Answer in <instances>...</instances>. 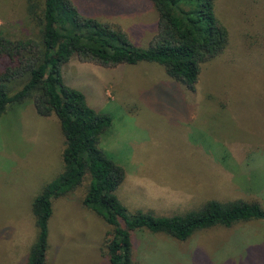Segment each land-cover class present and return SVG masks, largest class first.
<instances>
[{"label": "rangeland", "instance_id": "1", "mask_svg": "<svg viewBox=\"0 0 264 264\" xmlns=\"http://www.w3.org/2000/svg\"><path fill=\"white\" fill-rule=\"evenodd\" d=\"M83 15L120 25L145 48L156 32L148 0H73ZM228 44L201 67L194 91L147 62L106 69L71 60L62 79L111 117L99 147L124 170L115 191L127 214L172 216L209 200L259 201L264 208V0H217ZM0 32L37 30L25 0H0ZM36 35V34H35ZM56 116L32 101L0 116V264H23L36 238L31 203L63 169ZM84 186L53 201L46 264H110L111 228L82 206ZM138 264H264V220L213 228L178 242L134 231Z\"/></svg>", "mask_w": 264, "mask_h": 264}, {"label": "trees", "instance_id": "2", "mask_svg": "<svg viewBox=\"0 0 264 264\" xmlns=\"http://www.w3.org/2000/svg\"><path fill=\"white\" fill-rule=\"evenodd\" d=\"M25 1L37 32L19 38L0 32V116L8 106L30 100L37 115L56 116L64 148L62 171L31 203L36 238L23 264H46L53 201L82 186V206L111 228L103 241L110 264H138L133 259L134 231L185 242L198 232L264 220L259 201L242 199H213L196 211L168 217L140 210L127 214L115 195L124 170L99 147L111 117L91 108L84 94L62 79V68L71 60L106 69L147 62L194 91L201 67L223 53L229 41L215 12L217 0H148L157 24L145 48L135 47L120 25L81 14L73 0Z\"/></svg>", "mask_w": 264, "mask_h": 264}]
</instances>
